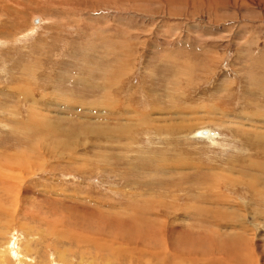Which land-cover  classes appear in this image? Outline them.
Segmentation results:
<instances>
[{"label": "rangeland", "instance_id": "1", "mask_svg": "<svg viewBox=\"0 0 264 264\" xmlns=\"http://www.w3.org/2000/svg\"><path fill=\"white\" fill-rule=\"evenodd\" d=\"M255 263L264 0H0V264Z\"/></svg>", "mask_w": 264, "mask_h": 264}, {"label": "bare ground", "instance_id": "2", "mask_svg": "<svg viewBox=\"0 0 264 264\" xmlns=\"http://www.w3.org/2000/svg\"><path fill=\"white\" fill-rule=\"evenodd\" d=\"M212 135V133H210L209 130H200L198 131V133L196 134V137L198 138H208V136ZM263 151V150H262ZM256 181V180H255ZM255 191V190H254ZM255 247H253L254 249ZM252 249V248H251ZM251 251V250H250ZM244 252V251H243ZM252 253V252H251ZM248 258V257H247ZM246 261L248 262V260L246 259ZM256 264V263H255Z\"/></svg>", "mask_w": 264, "mask_h": 264}]
</instances>
